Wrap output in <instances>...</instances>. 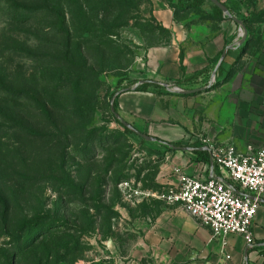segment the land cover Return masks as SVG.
Listing matches in <instances>:
<instances>
[{
	"label": "rangeland",
	"instance_id": "374dc122",
	"mask_svg": "<svg viewBox=\"0 0 264 264\" xmlns=\"http://www.w3.org/2000/svg\"><path fill=\"white\" fill-rule=\"evenodd\" d=\"M187 1L0 0V264L133 257L126 217L162 201L163 165L193 151L127 133L112 105L180 147L264 146V0H220L222 18ZM143 80L161 87L129 94L126 119Z\"/></svg>",
	"mask_w": 264,
	"mask_h": 264
},
{
	"label": "crops",
	"instance_id": "0c3cea01",
	"mask_svg": "<svg viewBox=\"0 0 264 264\" xmlns=\"http://www.w3.org/2000/svg\"><path fill=\"white\" fill-rule=\"evenodd\" d=\"M230 51H233L232 47L228 53ZM217 77L222 79L223 73L219 76L216 73L215 78ZM145 92L147 91L128 92L127 95L122 93L124 96H121L120 111L126 119L135 116L133 113L137 112L136 107L125 106L129 94L141 97ZM259 146L263 145L257 147ZM199 147L208 149H190L193 151L190 155L178 154L174 159L169 158L163 165V169L167 171L162 172L160 179L173 180L171 186L177 185L179 174L176 170L201 179L224 177L221 169L213 163L209 147L199 144L194 148ZM246 149L239 147L241 151ZM202 156L206 159H202ZM239 192L251 195L241 190ZM146 202L136 216L126 217L131 220L134 226L132 230L137 235V242L131 253L133 257L129 258L128 264H249L254 259L260 261L264 250V202L261 201L253 225L255 246L248 245L244 237L238 234H229L224 240L215 239L209 227L179 205H169L164 201ZM144 208L145 212L142 211Z\"/></svg>",
	"mask_w": 264,
	"mask_h": 264
},
{
	"label": "built area",
	"instance_id": "2783aa9c",
	"mask_svg": "<svg viewBox=\"0 0 264 264\" xmlns=\"http://www.w3.org/2000/svg\"><path fill=\"white\" fill-rule=\"evenodd\" d=\"M208 147L224 177L201 179L181 174L177 185L153 195L169 205L181 206L209 227L215 239L238 234L248 245L255 246L253 225L264 198V146L249 145L245 151L228 143ZM125 184L130 186L129 182ZM130 188L132 197L152 194Z\"/></svg>",
	"mask_w": 264,
	"mask_h": 264
},
{
	"label": "water",
	"instance_id": "95a60500",
	"mask_svg": "<svg viewBox=\"0 0 264 264\" xmlns=\"http://www.w3.org/2000/svg\"><path fill=\"white\" fill-rule=\"evenodd\" d=\"M215 5H217L218 7H220L225 14H230V10L229 8L220 0H211ZM235 20L237 22H239L240 24H243V21L234 17ZM244 37L245 39L247 38V30L245 28V34H244ZM231 46L227 47L225 49V51L223 52L220 60H219V63L218 65L216 66L215 70H214V73H213V76L215 77L216 76V73H217V69L218 67L223 63L228 51L230 50ZM153 80H143L141 81V83H138V84H143V83H148V82H152ZM181 92H187V91H181ZM111 111L114 113V115L117 117V119H120L122 121V123L129 127L130 129H132L135 133H137L138 135L142 136L143 138L149 140V141H157V138L152 136V135H149V134H146V133H143L141 131H139L138 129H136L131 123H129L127 120H125L123 117H121L120 113L116 110L115 106L112 105L111 107ZM167 143V142H166ZM169 146H171L172 148H182L184 150H188V149H196V150H205V149H208L207 147H199V148H189V147H178V146H174L172 143H167ZM245 196L247 197H250L252 199H254L255 197L252 196V195H247V194H244ZM262 202H264V199L261 200ZM248 257V256H247Z\"/></svg>",
	"mask_w": 264,
	"mask_h": 264
},
{
	"label": "trees",
	"instance_id": "16d2710c",
	"mask_svg": "<svg viewBox=\"0 0 264 264\" xmlns=\"http://www.w3.org/2000/svg\"><path fill=\"white\" fill-rule=\"evenodd\" d=\"M205 1L206 0H188L187 1V4H188L189 7H198L199 8V7H201L204 4ZM183 2H184V0H183ZM234 3L237 4V2H235V1H234ZM213 13H214V15L216 17H219V18H222V17L225 16L224 11L220 7H218L217 5H215V4L213 6ZM150 85H156V86H160L161 87V85L158 82L152 81V82L143 83L141 85H138L136 87V90H138V91H147V87L150 86ZM0 114L2 115V111L1 110H0ZM117 121L124 126V129H125V131L127 133L133 132V130L130 129L129 127L125 126L120 119H117ZM158 141H160L161 143H163L166 147L171 148V146H169L165 141H162L160 139H158ZM173 145L174 146H179L177 144H173ZM197 152L198 153H206L205 151H197ZM262 252L264 253V250Z\"/></svg>",
	"mask_w": 264,
	"mask_h": 264
}]
</instances>
